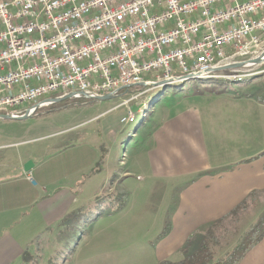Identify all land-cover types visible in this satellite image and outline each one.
Returning a JSON list of instances; mask_svg holds the SVG:
<instances>
[{
    "label": "crops",
    "instance_id": "crops-1",
    "mask_svg": "<svg viewBox=\"0 0 264 264\" xmlns=\"http://www.w3.org/2000/svg\"><path fill=\"white\" fill-rule=\"evenodd\" d=\"M242 86L182 90L152 108L137 150L150 178L161 185H153L152 196L171 198L166 212L161 196L145 200L153 227L161 218L168 230L159 232L157 226L155 238H143L151 250L143 264L184 260L212 224L231 216L252 192L264 193V97ZM133 107L125 106L124 113ZM11 145L0 143V264H23L35 242L112 192L105 187L110 172L100 162L103 156L104 164L112 162L115 146L113 139L95 140L87 133L61 137L33 152L15 153ZM122 189L132 201L135 192ZM112 203L108 197L104 204ZM129 203L120 204L114 216L128 211ZM114 222L111 232L118 235L120 222ZM238 264H264V238Z\"/></svg>",
    "mask_w": 264,
    "mask_h": 264
},
{
    "label": "built area",
    "instance_id": "built-area-1",
    "mask_svg": "<svg viewBox=\"0 0 264 264\" xmlns=\"http://www.w3.org/2000/svg\"><path fill=\"white\" fill-rule=\"evenodd\" d=\"M263 52L264 0H0V114L56 92L141 106L155 83L248 74L264 62L221 67Z\"/></svg>",
    "mask_w": 264,
    "mask_h": 264
},
{
    "label": "rangeland",
    "instance_id": "rangeland-1",
    "mask_svg": "<svg viewBox=\"0 0 264 264\" xmlns=\"http://www.w3.org/2000/svg\"><path fill=\"white\" fill-rule=\"evenodd\" d=\"M253 75L241 80L223 79L219 75L216 78L195 77L166 87H157L141 100V106H138L139 110L134 113V118L124 123H121V118L125 114L124 107L111 109L119 103V100L114 99L107 101L93 99L84 103L83 100L71 98L43 106L30 118H0V143L12 144L10 148L15 153H18V150L33 152L61 137L86 133L95 140L113 139L115 146L112 162L104 164V156L100 162L103 171L110 172L111 179L107 181L105 187L113 188L112 192L101 195L97 202L90 206V211L80 212L56 233L53 232L35 242L32 250L23 258V264H143L146 253L151 251L143 238L148 236L155 238L158 233L157 226L159 232L168 230V227L160 224L161 218L153 227L155 221L147 211L145 200L161 196L163 198L161 210L166 209V212L171 198L162 194L152 196L150 189L154 187L153 185L159 187L161 185L155 184L150 178L146 159L138 153L140 149L137 150L142 138L139 132L150 120L152 108L159 99L166 102V98L173 94L177 95L182 90L189 94L191 90L209 85L234 89V85L241 84L250 94L258 93L264 97V65ZM143 89L145 88L141 90ZM53 95L55 97L61 93L56 92ZM26 107L28 104H23L15 111L25 110ZM107 109L111 111L105 112ZM108 125L110 128L105 129ZM126 151H129L127 157ZM125 171L128 172L127 175L124 174ZM130 171L134 174H130ZM139 175L142 180L137 179ZM125 187L135 192L132 201L129 193L124 194L126 191L122 188ZM108 197L112 198L113 203L109 205V202L105 207L104 203ZM127 201L128 203L131 201L128 211L122 213L120 217H115L114 210L120 204L126 205ZM154 205L157 208L158 204ZM261 217H264V193L255 194L237 214L215 225L211 238V243L216 241L212 245L214 259L218 260L229 254L245 231ZM116 220L120 222L118 235L111 232Z\"/></svg>",
    "mask_w": 264,
    "mask_h": 264
},
{
    "label": "trees",
    "instance_id": "trees-1",
    "mask_svg": "<svg viewBox=\"0 0 264 264\" xmlns=\"http://www.w3.org/2000/svg\"><path fill=\"white\" fill-rule=\"evenodd\" d=\"M38 112L39 110L36 113ZM255 194L256 192H252L249 197L245 199L243 203L235 209V211L232 212V215L237 214L239 210L244 205H246L249 199L255 196ZM217 224H212L207 229L204 238L201 241L197 250L192 254L187 255L184 260L179 262L163 261L160 264H238L242 257L245 255V253L264 238V217H261L245 231L243 236L240 238L238 243L234 246V248L229 254L215 261L212 245L216 241L211 243V238L214 233V226Z\"/></svg>",
    "mask_w": 264,
    "mask_h": 264
},
{
    "label": "water",
    "instance_id": "water-1",
    "mask_svg": "<svg viewBox=\"0 0 264 264\" xmlns=\"http://www.w3.org/2000/svg\"><path fill=\"white\" fill-rule=\"evenodd\" d=\"M264 62V52L258 56L257 58H253V59H248V60H244L241 62H237L234 64H230L224 67H221L222 69H226V68H236V67H245L248 65H253V64H261ZM187 79H190V77H188ZM168 82L166 81H162V82H158L155 83L154 85L156 87H166L168 86ZM75 96H87L90 97V95L85 94V93H81V94H76L74 92H70L67 93L65 95H62L60 97H53V98H48L44 101H42L41 103L35 104L33 107L28 108L22 115H11V114H0V118H7V119H26V118H30L33 115L36 114V112L39 110V108L43 107V106H49L52 104H57L60 103L62 101H65L67 99H71L74 98ZM93 99L96 100H100V101H107V100H111L115 98V95L113 94H107V95H102V96H93ZM132 110L134 112L138 111L137 107H133ZM33 165L32 162H29L26 166V170L29 171L31 169V166Z\"/></svg>",
    "mask_w": 264,
    "mask_h": 264
},
{
    "label": "bare ground",
    "instance_id": "bare-ground-1",
    "mask_svg": "<svg viewBox=\"0 0 264 264\" xmlns=\"http://www.w3.org/2000/svg\"><path fill=\"white\" fill-rule=\"evenodd\" d=\"M254 72L255 71L249 72L248 74H243V75H239V76H230V77H225V76H220L219 75V77L220 78H223V79H228V80H231L233 78L241 80V79H243L245 77H248V76L253 75ZM188 77H190V79H191V78H195V77L216 78L218 76L217 75H214V74H210V73L191 72L189 74H185V78H181V79H178V78H168V79H165V81L168 82L169 84H172V83L182 82V81L188 80L187 79ZM138 110H139V107H138ZM134 113L135 112L132 110V117L131 118H134Z\"/></svg>",
    "mask_w": 264,
    "mask_h": 264
}]
</instances>
